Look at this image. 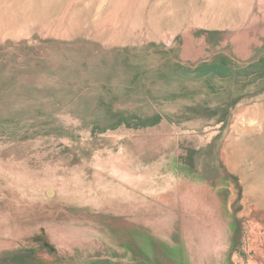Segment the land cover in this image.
<instances>
[{
    "label": "rangeland",
    "instance_id": "rangeland-1",
    "mask_svg": "<svg viewBox=\"0 0 264 264\" xmlns=\"http://www.w3.org/2000/svg\"><path fill=\"white\" fill-rule=\"evenodd\" d=\"M0 264H264V0H0Z\"/></svg>",
    "mask_w": 264,
    "mask_h": 264
}]
</instances>
